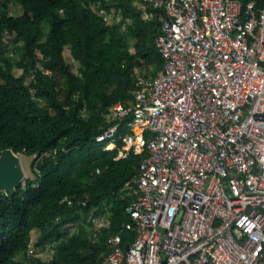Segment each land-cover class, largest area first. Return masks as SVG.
<instances>
[{
	"label": "built area",
	"instance_id": "built-area-1",
	"mask_svg": "<svg viewBox=\"0 0 264 264\" xmlns=\"http://www.w3.org/2000/svg\"><path fill=\"white\" fill-rule=\"evenodd\" d=\"M135 3L145 19L157 11L163 63L156 75L136 77L132 97L103 113L110 125L95 137L103 149L117 148L115 160L146 151L123 187L130 220L107 237L100 264H261L264 8L239 0ZM107 225L106 214L89 212L92 236ZM123 231L135 234L125 246ZM46 249L52 253L30 245L28 253L42 258Z\"/></svg>",
	"mask_w": 264,
	"mask_h": 264
},
{
	"label": "trees",
	"instance_id": "trees-1",
	"mask_svg": "<svg viewBox=\"0 0 264 264\" xmlns=\"http://www.w3.org/2000/svg\"><path fill=\"white\" fill-rule=\"evenodd\" d=\"M136 1L144 0H0V150L47 153L31 160L34 178L10 197L0 192V264H100L107 237L130 220L123 187L145 147L115 160L117 148L103 149L95 137L110 125L103 113L132 97L136 77L162 67L157 11L145 19ZM239 1L264 8V0ZM9 2L21 13L10 14ZM112 12L120 19L110 20ZM90 211L108 221L95 236ZM121 236L125 246L135 234ZM30 245L52 253L34 256Z\"/></svg>",
	"mask_w": 264,
	"mask_h": 264
},
{
	"label": "water",
	"instance_id": "water-1",
	"mask_svg": "<svg viewBox=\"0 0 264 264\" xmlns=\"http://www.w3.org/2000/svg\"><path fill=\"white\" fill-rule=\"evenodd\" d=\"M23 177L20 154L14 153L10 148L0 150V192L10 197Z\"/></svg>",
	"mask_w": 264,
	"mask_h": 264
},
{
	"label": "rangeland",
	"instance_id": "rangeland-1",
	"mask_svg": "<svg viewBox=\"0 0 264 264\" xmlns=\"http://www.w3.org/2000/svg\"><path fill=\"white\" fill-rule=\"evenodd\" d=\"M8 11L10 14H13V15L21 13L20 7L17 6L16 4L10 3V2L8 4ZM67 50H64L63 55H64L66 61L70 64L71 68L73 70H76V63L69 57V53ZM16 72H17V69H16ZM32 158H33L32 156H27L24 154L20 155V161H21L23 172H24L23 180L27 177L34 178V174L30 170V162H31ZM36 234H37L36 230H33L31 232V241H33L35 239ZM50 254H51V251L49 249L48 250L46 249L41 256H42V258H46V257H49Z\"/></svg>",
	"mask_w": 264,
	"mask_h": 264
},
{
	"label": "crops",
	"instance_id": "crops-1",
	"mask_svg": "<svg viewBox=\"0 0 264 264\" xmlns=\"http://www.w3.org/2000/svg\"><path fill=\"white\" fill-rule=\"evenodd\" d=\"M97 168H99V167H97Z\"/></svg>",
	"mask_w": 264,
	"mask_h": 264
}]
</instances>
